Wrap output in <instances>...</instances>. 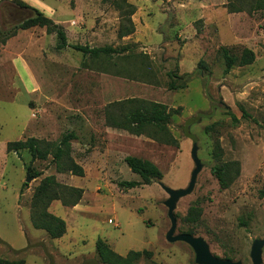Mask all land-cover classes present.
<instances>
[{"label": "rangeland", "instance_id": "374dc122", "mask_svg": "<svg viewBox=\"0 0 264 264\" xmlns=\"http://www.w3.org/2000/svg\"><path fill=\"white\" fill-rule=\"evenodd\" d=\"M22 1L63 26L72 45L130 50L110 60L57 50L56 35L45 28H18L31 10L16 0L0 3V260L99 264L102 238L121 256L153 253L135 264H198L191 246L167 240L165 205V188H188L196 152L202 169L193 190L175 202L176 234L202 238L214 256L241 264H253L260 242L264 264V10L249 13L250 0H128L137 9L136 31L120 39L114 0ZM229 2L243 11L231 12ZM222 47L235 56L250 49L255 61L227 72ZM171 83L185 86L172 90ZM127 98L180 109L169 124L177 143L106 126V106ZM68 131L78 139L63 173L52 155L33 160L27 150L7 151L11 141L57 143ZM128 156L156 164L162 179L120 187L141 181ZM228 164L230 185L222 189L212 169ZM50 176L85 191L77 206H50L67 222V233L56 240L31 220L34 193Z\"/></svg>", "mask_w": 264, "mask_h": 264}, {"label": "trees", "instance_id": "16d2710c", "mask_svg": "<svg viewBox=\"0 0 264 264\" xmlns=\"http://www.w3.org/2000/svg\"><path fill=\"white\" fill-rule=\"evenodd\" d=\"M18 4L33 12V15L21 23L18 28L22 30L31 29L33 27L45 28L47 34L56 35V49L64 50L72 48L79 51L83 56L90 57L94 60L112 59L116 56L124 55L130 49L128 46L113 47H90L88 45H72L68 41L65 28L55 23L51 18L46 16L37 8H34L22 0H16ZM113 4L119 12L118 37L123 39L133 35L136 31L135 23L132 19L136 13V6L128 0H114ZM231 12L243 11L244 6H234V3H228ZM249 13L264 10V0H250L248 8ZM222 57L225 61V71H230L234 66H246L255 61V54L250 49H245L241 56L231 54L228 48H221ZM130 55V54H129ZM147 66V65H146ZM149 66V65H148ZM130 73V72H129ZM117 75H126L123 70H117ZM126 77H130L127 76ZM184 84L171 83L169 88L178 90L183 88ZM180 109H170L166 104L149 101L141 98H127L123 100L113 101L105 108L106 126L124 130L135 136H148L149 138L163 143H177L169 130L171 118L178 114ZM246 115V114H245ZM234 121L237 118L233 116ZM78 139L75 131L64 133L57 143H49L41 141L37 138H28L26 140L11 141L7 144L8 152L20 153L23 150L29 151L33 160L46 159L52 155L56 165L57 172L66 171L71 158V142ZM217 157H221L222 151L217 146ZM130 170L137 174L141 181H125L120 182L119 186L123 188H136L142 185L151 184L154 180H161L163 174L159 167L149 160H145L136 156H128L125 159ZM237 163H233V168ZM230 165H216L212 172L218 179L222 189H226L230 185ZM85 191L82 188L62 185L54 176L45 178L41 185L36 189L31 203V220L35 229L44 230L51 239H61L67 233V222L54 215L49 211L54 201H61L64 206H77L84 197ZM264 197V190L260 192ZM20 253L25 249L18 250ZM96 252L99 257V264H135L142 258L151 259L153 253L148 250L130 251L126 256H121L111 249L107 241L99 238L96 241ZM0 264H26L24 259H18L10 263L0 260Z\"/></svg>", "mask_w": 264, "mask_h": 264}, {"label": "water", "instance_id": "95a60500", "mask_svg": "<svg viewBox=\"0 0 264 264\" xmlns=\"http://www.w3.org/2000/svg\"><path fill=\"white\" fill-rule=\"evenodd\" d=\"M193 159L196 162V169L192 173L191 182L186 190L173 191L169 188L165 190L169 193L170 198L165 202V205L168 207V216L171 221V228L167 233V240L171 243L182 241L187 243L195 252V260L198 264H241L240 262H234L230 260L219 259L214 256L208 246V244L202 239L195 237L191 234H176L177 230V219L174 215L175 202L184 195L189 194L196 183L197 175L202 169V165L197 158L196 152H194ZM31 178H27V182H30ZM262 244L256 242L251 253L252 263L261 264V248Z\"/></svg>", "mask_w": 264, "mask_h": 264}, {"label": "crops", "instance_id": "0c3cea01", "mask_svg": "<svg viewBox=\"0 0 264 264\" xmlns=\"http://www.w3.org/2000/svg\"><path fill=\"white\" fill-rule=\"evenodd\" d=\"M3 0H0V3L2 2ZM8 243V242H7ZM10 246V248H12V246L11 245H9ZM14 249V248H13ZM22 249H24V248H22ZM22 249H19V250H22ZM18 250V249H17Z\"/></svg>", "mask_w": 264, "mask_h": 264}]
</instances>
